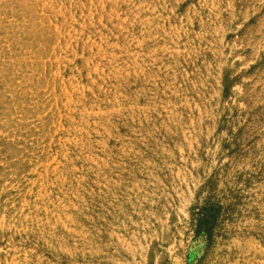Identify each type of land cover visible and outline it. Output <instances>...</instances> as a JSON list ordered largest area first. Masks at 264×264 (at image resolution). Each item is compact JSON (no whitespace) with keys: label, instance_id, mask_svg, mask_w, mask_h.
Returning a JSON list of instances; mask_svg holds the SVG:
<instances>
[{"label":"rangeland","instance_id":"obj_1","mask_svg":"<svg viewBox=\"0 0 264 264\" xmlns=\"http://www.w3.org/2000/svg\"><path fill=\"white\" fill-rule=\"evenodd\" d=\"M0 264H264V0H0Z\"/></svg>","mask_w":264,"mask_h":264},{"label":"bare ground","instance_id":"obj_2","mask_svg":"<svg viewBox=\"0 0 264 264\" xmlns=\"http://www.w3.org/2000/svg\"><path fill=\"white\" fill-rule=\"evenodd\" d=\"M34 19H35V18H34ZM70 20H71V19H70ZM73 20H74V18H73ZM66 34H67V33H66ZM122 35H123V34H122ZM131 39H132V38H131ZM135 39H136V38H135ZM64 40H65V39H64ZM68 41H69V40H68ZM64 43H65V42H64ZM68 43H69V42H68ZM140 44H141V43H140ZM38 45H39V44H38ZM65 45H66V44H65ZM70 46H71V45H70ZM91 46H92V45H91ZM91 46H90V47H91ZM89 50H90V49H89ZM70 53H71V52H70ZM92 53H93V52H92ZM102 53H103V51H102ZM114 56H115V55H114ZM112 58H113V57H112ZM156 58H157V57H156ZM141 59H142V58H141ZM151 60H152V59H151ZM96 64H97V63H96ZM114 64H115V63H114ZM86 65H87V64H86ZM157 67H158V66H157ZM74 69H75V68H74ZM113 69H114V68H113ZM107 71H109V70H107ZM92 72H93V71H92ZM109 72H110V71H109ZM88 74H89V73H88ZM71 75H72V74H71ZM69 76H70V75H69ZM67 77H68V76H67ZM103 77H104V76H103ZM106 77H107V76H106ZM108 77H109V76H108ZM71 78H72V76H71ZM75 78H76V77H75ZM65 79H66V78H65ZM59 81H60V80H59ZM66 82H67V81H66ZM66 84L68 85V83H66ZM74 85H76V83H75ZM79 85H80V84H79ZM88 85H89V84H88ZM71 86H73V85H71ZM111 86H112V85H111ZM77 87H78V86H77ZM79 88H81V87H79ZM95 88H96V87H95ZM81 89H82V88H81ZM82 90H83V89H82ZM82 90H81V91H82ZM76 91H77V90H76ZM57 93H58V92H57ZM117 94H119V93H117ZM113 95H114V94H113ZM57 96H58V95H57ZM114 96H115V95H114ZM114 96H113V97H114ZM111 99H112V98H111ZM70 100H71V99H70ZM83 100H84V99H83ZM114 101H116V100H114ZM68 102H69V101H68ZM78 103H79V102H78ZM115 104H116V103H115ZM119 108H120V107H119ZM127 108H128V107H126V109H127ZM80 109H81V108H80ZM80 109H79V110H80ZM90 109H91V108H90ZM96 109H97V106H96ZM82 110H84V109H82ZM109 110L111 111L112 109H109ZM117 110H118V109H117ZM123 110H124V109H123ZM85 111H86V108H85ZM88 111H89V110H88ZM105 111H106V110H105ZM110 111H108L109 114H110ZM114 111H115V109L113 110V112H114ZM92 112H94V111H92ZM95 112H97V111H95ZM98 112H99V111H98ZM98 112H97V113H98ZM108 112H107V113H108ZM111 112H112V111H111ZM117 112H118V111H117ZM80 113H81V112H80ZM99 113H100V112H99ZM103 113H104V112H103ZM107 113H106V114H107ZM101 114H102V112H101ZM116 114H117V113H116ZM77 116H78V115H77ZM81 117H82V116H81ZM78 119H79V118H78ZM80 119H81V118H80ZM83 120H85V119H82V121H83ZM86 120H87V119H86ZM76 121H77V120H76ZM80 121H81V120H80ZM80 121H79V122H80ZM91 121H92V120H91ZM74 122H75V120H74ZM83 123H84V122H83ZM83 123H82V124H83ZM95 123H96V121H95ZM85 124H86V123H85ZM91 124H92V122H91ZM101 124H102V123H101ZM96 125H97V124H96ZM101 126H102V125H101ZM71 127H72V126H71ZM77 127H79V126H77ZM73 128H74V127H73ZM79 128H81V127H79ZM101 128H102V127H101ZM105 128H106V127H105ZM89 129H91V128H89ZM79 130H80V129H79ZM82 130H83V129H82ZM84 130H85V129H84ZM74 131H75V130H74ZM68 132H69V131H68ZM77 132H78V131H77ZM77 132H76V133H77ZM85 132H86V131H85ZM91 132H92V131H91ZM104 132H105V131H104ZM78 133H79V132H78ZM83 133H84V132H83ZM105 133H106V132H105ZM66 134H67V133H66ZM72 134H73V133H72ZM87 134H88V133H87ZM87 134H86V135H87ZM80 135H81V134H80ZM75 137H76V136H75ZM79 138H80V137H78L77 140H78ZM69 140H71V139H69ZM74 141H75V140H74ZM68 142H69V141H68ZM73 143H74V142H73ZM101 143H102V142H101ZM75 144H76V143H75ZM102 144H103V143H102ZM81 145H82V144H81ZM75 146H76V145H75ZM77 146H79V145H77ZM100 146H101V145H100ZM103 146H104V145H103ZM103 146H102V147H103ZM79 148H80V147H79ZM75 150H76V149H75ZM65 156H66V155H65ZM105 158H106V157H105Z\"/></svg>","mask_w":264,"mask_h":264}]
</instances>
